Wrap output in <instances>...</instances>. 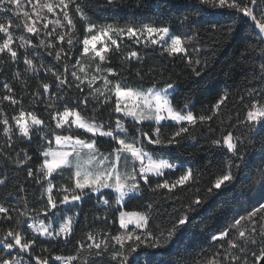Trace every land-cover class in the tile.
I'll return each mask as SVG.
<instances>
[{"label":"snow or ice","instance_id":"snow-or-ice-1","mask_svg":"<svg viewBox=\"0 0 264 264\" xmlns=\"http://www.w3.org/2000/svg\"><path fill=\"white\" fill-rule=\"evenodd\" d=\"M113 4L114 0H107L105 7L113 6ZM28 5L30 8L27 7ZM201 5L227 10L234 23L244 21L245 18L251 21L255 30L253 35L258 43L256 45L250 44L248 47L253 49V52L255 47H260L262 53L258 58L259 62L254 61L253 79L257 80L262 87L259 90L251 89L249 95L256 93L258 99H253L251 104L247 105L246 119L250 122L249 132L264 130V0H193L186 7L194 9L196 16L202 20V16H200ZM70 7H74L81 18L88 19L79 0H35V2L34 0H0V33L3 34L0 54H7L8 56V61L0 60V73L3 72L6 63L15 65L20 61L18 51L12 47L14 29L26 30L27 33H32L35 36L44 30L46 35H52L57 27L64 26L63 21H67L68 26L74 24L70 15ZM58 9L59 12H57ZM48 14H53L57 18L49 19ZM185 19H190V17H185ZM38 24L41 27L38 28ZM50 24L53 27L51 31H48ZM94 27L95 25L89 23L88 33H91ZM212 27L215 28V25L213 24ZM227 31L231 36L235 29L229 27ZM109 32L118 36L127 35L130 40L135 38L134 43L136 44L141 43L142 40L152 45L162 42L168 44V40H165V37H168L170 44L164 47L163 51L169 56L185 53V61L192 76L197 81L202 80L211 67L207 59L193 60L187 55V49L182 46L181 38L172 34L170 26H156L152 23L125 26L107 24L99 34H92L90 38L85 36L82 41V55L92 52L94 58L98 57L99 61H105L106 56L103 53L110 51L108 45L99 50L96 49V45L103 43V37H107ZM154 34L158 38H154ZM54 38L65 41V35L61 33H56ZM19 39L20 48L26 49L23 57V63L27 66L24 70L25 74L38 73L42 70L54 77L52 83L38 82L36 90L31 93L33 101L41 102L38 99L41 93H47L49 99L45 102L46 108L49 110L51 118L56 121V129L71 130L74 127L91 134L89 138H81L73 134L58 132L49 134L44 129L37 128L41 139H48L49 135H53L59 148L54 150L51 147V140H49L48 146L40 152L43 157L42 163L35 170L30 166L27 169V177L38 184L41 189H44L40 195L44 207L37 212V215L42 212L44 219L38 220L35 216L32 218V222L27 225L32 232L45 237L49 242L55 241L56 243H63L65 246L75 243L79 245L80 249H84L85 245L76 240L74 236V217L63 215L64 208L61 207L62 205H75L76 202L84 200L85 197L91 199L92 194H98V202L104 205H110V203L119 205L125 202V198L131 194L142 193L141 183L147 186V190L152 193L167 190V193L172 194L177 188L184 191L191 190L187 186L190 182L198 181L199 176L194 174V171L189 167L174 181L164 178L170 175L172 171L177 170L178 167H183V162L177 165L172 162V159L175 158L172 153L160 151V149L181 145L185 138L184 134H188V139H194L189 128L183 125L171 135H166L162 131L164 127L161 125L162 121H173L177 124L187 121L192 125L197 123V117L191 111V107L194 105L190 106L185 103L183 110H177L170 103L169 90L174 89L176 85L169 82L164 89H157L155 86L149 87L147 90L133 89L123 84L119 79L115 81L110 79V77H122V71L118 73L111 67L104 69L100 64H97L95 74L89 78L85 68L81 66L80 58L75 57L72 52L75 46L72 36H69L66 41L67 50L60 47L58 51H48V55L52 56L58 65L63 62L62 70L47 62L41 63L38 67L34 63V54L30 55L27 52L30 41H27L23 36ZM111 43L116 45L117 49L119 48L116 39H112ZM33 47L54 49L56 46L40 39L38 44ZM194 51L199 53L200 50L196 48ZM128 58L139 59V54L136 51H131L128 53ZM241 58H250L247 48L242 53ZM73 60L74 63L69 68V62ZM69 75L72 78L71 81L68 79ZM137 75L139 76L140 73L137 72ZM13 79L20 81L24 91L30 87L27 76L22 79L19 71L13 73ZM98 81L99 83H97ZM53 84L55 90L50 91ZM2 87L5 89V94L0 97V102L9 101L13 105L20 103V100L15 98V90L9 83L5 82ZM73 87L83 94L82 98L74 97L71 94L70 89ZM85 87L88 90L87 93L84 92ZM227 99V94H222L213 107L219 109ZM240 99L243 101L244 98L241 97ZM90 102L96 104L91 118L88 117L87 113H84V108ZM57 104L62 106V110L56 107ZM109 108L111 112L121 114L117 117L114 127L110 122H107L106 126L105 123L97 122L95 119L101 114L100 110L108 111ZM26 115L30 117L31 124L25 122ZM214 115L215 112L212 116ZM0 116H2L0 125H3L5 138V147L0 148V159H4L5 169L8 164L14 166L27 164L31 160V156L28 155L26 149L15 151V140H27L30 143L32 138L30 129L34 126L43 125L44 121L33 112L26 114L23 109L19 115L13 116L11 120L3 114L2 109H0ZM212 116H201L199 119L201 121L211 120ZM126 118L131 120L130 128L125 126ZM13 120L15 121L14 125L11 122ZM146 121L154 122L155 126L153 127L152 124L145 125L149 129L145 131L140 125ZM207 131L213 132L214 129L209 127ZM98 137L111 138V141L114 142L109 153L105 154L100 151ZM246 140L248 145L252 143L247 137ZM233 141L234 137L231 131L223 135L222 146L225 147L227 153L231 154L229 158L230 167L214 180L211 187L207 188L203 200L199 195H196L194 200L184 205L179 196H168V199L179 204V207L173 204L171 212L161 214V218L164 215L169 217L170 227L163 230L157 227L156 231L153 232L148 228V215L116 209L119 212V227L126 231L102 238L99 241H96L93 234H88L87 239L92 240L93 244H88L87 249L90 255L96 257L95 259L88 260L78 255L67 257L57 255L43 259L36 257L35 264H49V259L60 261L61 264H73L75 261H79V264H166L163 259L157 261L156 257L162 254H170L173 248H178L183 244L188 235V225L195 218L193 214L210 197L233 192L234 198L239 199L235 196L236 184L242 180L252 179L244 171L245 168L252 167L247 160L246 145L238 139L236 142ZM211 143L221 145V140L215 139ZM21 152L23 156L19 158ZM164 156L168 158H155ZM261 159L264 160V154H262ZM129 167L130 170H128ZM64 168L74 169V172L68 177L69 181L74 180V184H61L59 186L63 195L62 199L57 202L52 195L53 181L56 179L53 177V173L61 170L62 175ZM232 168H235L236 171L233 172ZM5 169H0V186H6L9 183ZM153 177L157 178L155 184H153ZM254 189L256 195L249 197L250 203L255 202L252 211L248 212L246 217L234 218L229 231H221L219 235L211 237L213 241L220 242L222 248L224 242L228 246L223 253L217 250L210 258L209 264H248L249 245L260 246L259 253L252 252V256L254 257V264H264V164L258 166ZM23 190L22 187L17 188L18 192ZM104 190L110 191L105 192ZM45 191L47 193L46 201H44ZM196 191L198 192L199 188ZM153 203L154 199L147 207L152 208ZM13 212L17 214L13 216ZM0 214H2L0 215V223L6 222L9 226L2 241H0L3 244L0 251L7 250L6 256H0V264H33L31 252L36 240L25 239V233L22 231V226L26 224L29 213L19 212L15 207L0 204ZM45 220L48 222L45 223ZM242 220L245 223H242ZM54 224H58V227H54ZM132 224L135 227L131 231H127L129 225ZM231 233H235V236H232ZM113 241L115 245L119 246L118 248L112 245ZM127 241H132V243L128 244ZM13 249L17 251V257L12 256ZM159 250L165 251L162 253ZM22 253H29L27 260L21 255Z\"/></svg>","mask_w":264,"mask_h":264},{"label":"trees","instance_id":"trees-1","mask_svg":"<svg viewBox=\"0 0 264 264\" xmlns=\"http://www.w3.org/2000/svg\"><path fill=\"white\" fill-rule=\"evenodd\" d=\"M79 2L84 7L88 19L81 18L76 13L75 8L70 7V15L74 24L68 26L67 21H63L64 26L57 27L52 35H46L44 30L40 31L38 36L27 33L23 29L13 30L16 43L12 47L18 51L20 61L15 65L11 63L4 65L3 72L0 73V97L5 94V89L2 85L7 82L15 90V98L20 100V103L13 105L9 101L0 102V109L3 110V114L7 115L11 120L13 116L19 115V112L23 109L26 113L33 112L38 118L42 119L45 131L49 134L58 132L61 134H73L81 138L91 137L90 133L74 127L71 130L56 129V123L46 108L45 102L49 99L47 93H41L38 98L41 102L36 103L33 101L31 93L36 90L38 82L52 83L54 77L42 70L38 73L25 74L24 70L27 66L23 63V57L26 49L20 48L19 38L23 36L27 41H30L27 46V52L30 55L34 54V63L38 67L41 63L47 62L62 70L63 62L58 65L55 59L48 55V51H58L60 47L67 50L66 41L69 36H72L75 45L72 52L75 57L79 58L83 48L82 41L87 35L89 23L92 25L112 24L119 26L152 23L156 26H170L173 34L180 37L191 36L194 39L196 45L194 49L198 48L200 51L199 53L196 51L192 53L191 58L193 60L207 59L211 65L208 69V74L202 80L197 81L192 76L184 54L179 53L169 56L163 51V48L157 45L136 44L134 40L127 38H123L120 41L118 49L117 46L112 47L105 54L106 60L103 62V66L105 68L111 67L118 73L122 71V77H110V79L114 81L119 79L123 84L134 89H148L153 86L161 89L171 82L176 85L169 98L172 106L177 110H183L185 103L190 106L194 105L191 107V111L197 117L195 125L188 122H181V124L169 121L161 122V125L164 126L162 131L166 135H171L183 125L189 128V132L194 136V139H188V134H184L185 138L181 145L160 149V151L172 153L175 157L172 162L177 165L183 162V167H178L177 170L172 171L170 175L164 178L174 181L185 169L190 167L194 174L199 176V180L189 183L187 187L191 189L190 191L177 188L172 194L167 193V190H159L156 193L149 192L147 186L141 183L142 193L126 197L125 202L120 206H116L115 203H110L107 206L100 205L97 200L98 194H92L91 199L85 197L84 200L80 201V204L69 209L61 206L64 208L63 215L68 213L74 217V236L76 240L81 241L85 245L84 249H80L79 245L75 243L65 246L63 243L49 242L40 235L31 238L28 236V229L23 225L24 238L36 240L31 252L33 264H35L36 257L43 259L57 255L63 257L78 255L88 260L95 259L96 257L90 255L87 249V245L90 244L87 236L89 233H98L102 239L123 232V229L118 225L119 212L116 209H119V211L146 213L149 216L148 228L153 232L156 231L157 227L162 230L170 227L169 217L164 215L161 218V214L171 212L173 204H176L177 207H179V204L174 200L168 199L169 195L179 196L181 203L184 205L194 200L196 195H199L203 200L207 188L211 187L214 180L229 169L231 154L227 153L225 147L222 146V139L223 135L231 131L234 142L238 139L246 145L247 160L252 167L245 168L244 171L252 179L248 181L242 180V182L236 184L235 196L239 197V199L234 198L233 192L210 197L193 214L195 218L188 225V235L185 237L183 244L178 248H173L170 254H162L156 257L157 261L163 259L166 264L168 262L170 264H209L210 258L217 250L223 253L228 246L224 242L222 248L221 243L213 241L211 237L221 231H229L234 218L254 205V201L249 202V197L256 195L254 180L257 176L258 166L264 164V160L261 159L262 154H264V130L249 132L250 122L246 119L247 105L251 104L253 99H258L256 93H251V96L249 93L253 88L259 90L262 87L257 80L253 79L252 68L254 61L258 63V58L262 53L260 47H255L254 52L253 49L248 47L250 44L256 45L258 43L253 35L255 30L251 21L245 18L244 21L234 23L231 14L227 10L212 8L211 6L204 7L202 5L200 6L201 20L200 17L196 16L194 9L186 7L193 0H114L113 6L110 7H105L107 0H79ZM185 17H190V19L186 20ZM213 24L215 28L212 27ZM52 27L50 24L48 31H51ZM229 27L235 29L231 36H229L227 31ZM56 33L64 34L65 41L54 38ZM2 39L3 34L0 33V43H2ZM40 39L45 40L46 43L51 42L56 47L54 49H45V47L34 48L33 46L38 44ZM246 48L250 58L242 59L241 55ZM131 51L138 52L139 59L128 58V53ZM0 60L8 61L7 54H0ZM72 63H74V60L69 62V68H71ZM17 71L21 73L22 79L27 76L28 84L30 85L27 91H24L21 87L20 81L13 79V73ZM137 72L140 73L139 76ZM68 79L71 81L70 75ZM54 90L55 85L53 84V88L50 91ZM87 91L85 87L84 92L87 93ZM70 92L74 97L82 98L83 96L74 87L70 89ZM222 94H227L228 99L219 109H216L213 106ZM189 97L191 99H188ZM241 97L244 98L243 101H241ZM89 99L91 100V98ZM56 107L62 110L60 104H57ZM94 108H96V104L90 102L84 108V113H87L88 117L91 118ZM100 112L101 114L96 116L95 119L97 122L105 123L106 126L107 122H110L112 127H114L117 117L121 116L120 113L111 112L110 108L108 111L100 110ZM213 112H215L214 116H212ZM201 116H212V119L201 121L199 119ZM11 122L13 125L15 124L14 120ZM124 122L126 127H131L130 118H126ZM149 124H152L153 127L155 126L154 122H143L140 126L145 131H148L149 129L145 125ZM209 127L213 128L214 131L208 132L207 129ZM14 131H16L15 128ZM31 136L30 143L27 140H15V151L26 149L28 155L31 156V160L27 164L21 166L8 164L5 169V161L0 159V169H5L9 177V183L6 186H0V204L15 207L19 212H28L29 216H35L36 219L43 220V213L39 212L37 215V212L44 207V203L40 199L41 192L44 189H41L38 184H35L27 177V169L30 166L35 170L42 163L43 157L40 152L48 146L47 141L51 140L52 146L53 135H49L48 139H41L39 133L35 131L31 133ZM246 137L252 141L250 145H248ZM215 139H220L221 145L212 144L211 141ZM113 146L114 142L111 141V138L98 137V147L101 151L110 152ZM4 147L3 125H0V148ZM22 156L23 153L21 152L19 158H22ZM231 170L233 172L236 171L235 168ZM53 177L56 178L53 181L56 189H60L59 186L61 184H73L63 174H54ZM156 179L153 177V184H155ZM18 187H22L24 190L18 192ZM197 188H199L198 192L196 191ZM104 191L108 192L110 190ZM52 195L58 202L62 199L63 194L55 190ZM46 199L47 193L45 191L44 201ZM153 199V207L148 208V204L152 203ZM16 214V212L12 213L13 216ZM44 222L47 223L48 221L45 220ZM57 225L54 224V227ZM8 227L6 222L0 223V241H2ZM231 235L235 236V233H231ZM127 243L131 244L132 241H127ZM112 245L119 247L115 245L114 241ZM248 247V264H254L252 252L258 254L260 246L249 245ZM2 248L3 245L0 243V249ZM92 251L94 252L95 250L93 249ZM159 251L163 253L165 250ZM6 255L7 250L0 251V256ZM12 256L17 257L15 249L12 251ZM49 264H61V262L49 259ZM73 264H79V261H75Z\"/></svg>","mask_w":264,"mask_h":264},{"label":"rangeland","instance_id":"rangeland-1","mask_svg":"<svg viewBox=\"0 0 264 264\" xmlns=\"http://www.w3.org/2000/svg\"><path fill=\"white\" fill-rule=\"evenodd\" d=\"M34 2H35V0H34ZM27 7L30 8V5H28ZM58 10H59V9H58ZM58 10H57V12H58ZM48 18H49V19H56L57 17L54 16L53 14H48ZM106 25H107V24H106ZM106 25H95V27L92 29V32H91V33H88V31H87V36L90 38V35H92V34H99L100 31H101V29H102L103 27H105ZM114 26H116V25H114ZM37 27L39 28V27H41V25L38 24ZM87 29H88V27H87ZM171 32H172V31H171ZM172 34H173V33H172ZM145 35H147V34H145ZM173 35H174V36H177V35H175V34H173ZM179 37H180V36H179ZM123 38H127V39H129V38L127 37V35H119V36H118V35L115 34V33L109 32V34H108L107 37H103V43H97V45H96V49L99 50L101 47H104L105 45H108L109 49H111L112 47H116V45H112L111 40H112V39H116V40H117V44L119 45L120 41H121ZM154 38H158V37H156V35L154 34ZM180 38H181V40H182V46H184V47L187 49V55H189V56L191 57L192 53L194 52V48L196 47L194 39H193L191 36L180 37ZM189 38H191V39H189ZM134 39H135V38H133L132 40H134ZM165 40H168V44H170V40L168 39V37H165ZM15 43H16V42H15V39H14V40H13V43H12V46H13ZM141 43L146 44V45H152V44L147 43V42H145V41H143V40H142ZM168 44H163V42H162L161 44H157V46H159V47H161V48L164 49V47H167ZM90 47H91V46H90ZM103 54L105 55L106 53H103ZM176 54H179V53H176ZM180 54H184V55H185V53H180ZM79 58H80V60H81V66H83V67L85 68V72L88 73L89 78H90L93 74H95L97 64H100V65L102 66V68L107 69V68H105V67L103 66V62H104V61H103V62L99 61V58H98V57H95V58H94V53H92V52H89L87 55H82V52H81V55H80ZM105 74H106V73H105ZM97 83H99V81H98ZM101 87H102V85H101ZM164 88H166V87H164ZM164 88H161V89H164ZM133 89H134V88H133ZM157 89H158V88H157ZM139 90H147V89H139ZM173 91H174V89L169 90V98H170V95L172 94ZM169 100H170V99H169ZM25 113H26V112H25ZM26 114H27V113H26ZM70 119H71V118H70ZM54 121H55V120H54ZM25 122L28 123V124H31V119H30V117H28L27 115L25 116ZM146 122H147V121H146ZM162 122H164V121H162ZM169 122H173V121H169ZM185 122H187V121H185ZM55 123H56V121H55ZM174 123H176V122H174ZM253 123H255V122H253ZM37 128H42V129L45 130L44 125L34 126V127H32V128L30 129V133L37 131ZM82 130H83V129H82ZM53 140L55 141L54 136H53ZM233 142H234V141H233ZM46 143L48 144L49 142L47 141ZM54 144H55V142H54ZM52 145H53V142H52ZM52 147H53V146H52ZM122 170H123V169H122ZM128 170H130V167H129ZM133 194H134V193H133ZM254 203H255V202H254ZM120 205H121V204H119V205L116 204V206H120ZM253 206H254V205H253ZM253 206H252L249 210H246L244 213L237 215L236 218L246 217L247 214H248V212L252 211ZM125 212H127V211H125ZM136 213H143V214L146 215V213H144V212H136ZM65 216H69L68 213H66ZM74 216H75V215H74ZM242 223H245V221L242 220ZM118 225H119V215H118ZM134 227H135L134 224L129 225V228H128L127 231H131ZM125 231H126V230L123 229V232H121V233H125ZM217 235H219V234H217Z\"/></svg>","mask_w":264,"mask_h":264},{"label":"built area","instance_id":"built-area-1","mask_svg":"<svg viewBox=\"0 0 264 264\" xmlns=\"http://www.w3.org/2000/svg\"><path fill=\"white\" fill-rule=\"evenodd\" d=\"M53 191H58V192H60V189H56V187H55V183L53 182ZM132 195V194H131ZM106 198V197H105ZM78 204H80V202H76V204L75 205H78ZM99 204L100 205H102V206H107V205H104L103 203H101V202H99ZM74 204H69V205H62L63 207H65V208H70V207H73V206H75ZM69 215V214H68ZM70 216V215H69ZM32 218L33 217H31V216H28L27 218H26V224L24 225L27 229H28V236L29 237H35V236H37V235H39L38 233H34V232H32L31 231V229L30 228H28L27 227V225L28 224H30L31 222H32ZM56 227H58V225L56 226ZM89 234H93V233H89ZM94 236H95V239H96V241H99V240H101V237L98 235V233H94L93 234ZM88 242L90 243V244H93V241L92 240H88ZM2 244V243H1ZM3 245V244H2ZM14 250V249H13ZM12 250V251H13ZM24 258H25V260H27V256L29 255V253H22L21 254Z\"/></svg>","mask_w":264,"mask_h":264},{"label":"crops","instance_id":"crops-1","mask_svg":"<svg viewBox=\"0 0 264 264\" xmlns=\"http://www.w3.org/2000/svg\"><path fill=\"white\" fill-rule=\"evenodd\" d=\"M54 140H53V149L55 150V149H58L59 148V146L58 145H56V143L54 144ZM101 151V150H100ZM101 152H103V151H101ZM103 153H105V154H107V153H109V152H103ZM74 172V169H70V168H64L63 169V175L65 176V177H69V176H71V174ZM54 174H61V170H57L56 172H54L53 173V175ZM72 183L74 184V180H72ZM134 194H138V193H134ZM133 195V194H132ZM126 199V198H125Z\"/></svg>","mask_w":264,"mask_h":264}]
</instances>
